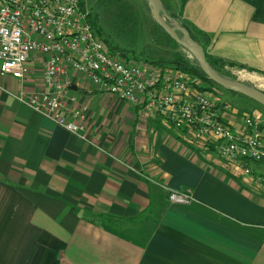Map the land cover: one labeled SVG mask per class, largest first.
Wrapping results in <instances>:
<instances>
[{
    "label": "crops",
    "instance_id": "0c3cea01",
    "mask_svg": "<svg viewBox=\"0 0 264 264\" xmlns=\"http://www.w3.org/2000/svg\"><path fill=\"white\" fill-rule=\"evenodd\" d=\"M164 2L227 77L241 67L263 86L264 0ZM43 61L36 54L23 80L0 72V264H264V191L144 102L73 72L64 100L86 108L80 139L23 100L46 90ZM236 104L228 122L248 109L264 121L263 107ZM167 189L196 200L172 204Z\"/></svg>",
    "mask_w": 264,
    "mask_h": 264
},
{
    "label": "built area",
    "instance_id": "2783aa9c",
    "mask_svg": "<svg viewBox=\"0 0 264 264\" xmlns=\"http://www.w3.org/2000/svg\"><path fill=\"white\" fill-rule=\"evenodd\" d=\"M80 0H0V72L23 80L36 54L44 57L43 93H23L24 102L57 125L86 140V108L64 95L72 73L86 75L101 92L131 103L144 102L182 136L214 148L219 165L248 187L264 191V179L249 162L264 164V121L245 113L238 126L225 120L231 105L190 86L176 69L126 62L109 54L88 22ZM236 80L252 83L253 73L234 68ZM243 78V79H242ZM209 151V150H208ZM211 154V153H210ZM172 204L196 199L190 191L167 189Z\"/></svg>",
    "mask_w": 264,
    "mask_h": 264
},
{
    "label": "rangeland",
    "instance_id": "374dc122",
    "mask_svg": "<svg viewBox=\"0 0 264 264\" xmlns=\"http://www.w3.org/2000/svg\"><path fill=\"white\" fill-rule=\"evenodd\" d=\"M130 4L131 8L137 13L135 15L136 19L119 18L114 15L106 14L105 20L103 21L104 27L102 29L105 33V38L112 45L120 46V48L127 49L129 56L131 58L134 54L137 56L141 52L142 56H147L150 59L159 57H170L175 52H181L186 55L188 59L194 60L186 50L178 45L176 41L170 38L159 26H157L150 16V8L147 0H124ZM85 5L90 11V6L92 5V0H85ZM138 64L139 61H136ZM238 68V67H236ZM241 68V67H240ZM233 69L229 70L231 76L229 78H237L232 72ZM243 79V78H242ZM252 85H254V81ZM256 82V81H255ZM250 83V82H248ZM257 88L264 90V84L261 87L256 83ZM218 91L223 99L229 101L233 105H238L236 102L244 101L248 106H260L256 101L242 95V94H232L230 91L223 87H218ZM248 111L244 113H248ZM251 114V113H249ZM249 166L257 173L260 174L264 179V164L257 162H249Z\"/></svg>",
    "mask_w": 264,
    "mask_h": 264
},
{
    "label": "trees",
    "instance_id": "16d2710c",
    "mask_svg": "<svg viewBox=\"0 0 264 264\" xmlns=\"http://www.w3.org/2000/svg\"><path fill=\"white\" fill-rule=\"evenodd\" d=\"M162 6L165 10V2L164 0H160ZM85 0H80L81 8L84 7ZM88 8V7H87ZM90 11L88 15V22L91 26V29L94 35L102 41L105 46L106 51L111 54H119L120 57L126 62L136 63L137 58L129 56L127 49L120 48V46L112 45L109 43L104 33L103 21L105 20V16L109 14L114 15L119 18H127L129 20L136 19L135 15L137 14L124 0H92V5L90 6ZM109 12L108 15H106ZM153 21V20H152ZM154 22V21H153ZM155 23V22H154ZM156 24V23H155ZM157 25V24H156ZM158 26V25H157ZM186 31L188 29L182 25ZM189 32V31H188ZM196 40V39H195ZM204 49L205 56L211 67L218 72L221 76L227 77L221 70L224 62L215 59L206 53V46L203 41L196 40ZM146 62L149 66L155 67L159 69L161 72H164L167 68L176 69L181 75L184 77H190V86L197 89L200 92H210L215 94L218 97H221L220 91H218L219 85L211 81L200 69L197 62L195 60L188 59L185 54L182 52H175L170 57H159L156 59H146ZM229 91V90H228ZM232 94H238L230 91ZM214 148L210 149L213 152Z\"/></svg>",
    "mask_w": 264,
    "mask_h": 264
},
{
    "label": "water",
    "instance_id": "95a60500",
    "mask_svg": "<svg viewBox=\"0 0 264 264\" xmlns=\"http://www.w3.org/2000/svg\"><path fill=\"white\" fill-rule=\"evenodd\" d=\"M152 20L174 41L178 43L197 62L203 73L217 85L242 94L264 106V90L252 83H245L233 78L221 76L206 59L203 47L194 40L188 31L176 19H172L164 11L160 0H147Z\"/></svg>",
    "mask_w": 264,
    "mask_h": 264
}]
</instances>
